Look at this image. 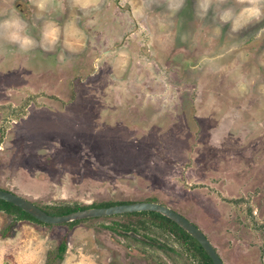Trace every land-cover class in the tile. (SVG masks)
Segmentation results:
<instances>
[{
    "label": "rangeland",
    "instance_id": "374dc122",
    "mask_svg": "<svg viewBox=\"0 0 264 264\" xmlns=\"http://www.w3.org/2000/svg\"><path fill=\"white\" fill-rule=\"evenodd\" d=\"M193 5L173 17L145 0H53L44 12L0 0L36 40L48 24L51 41L0 45V188L50 211L158 201L225 264H264V25L220 31ZM47 260L200 264L190 238L149 213L48 223L0 209V264Z\"/></svg>",
    "mask_w": 264,
    "mask_h": 264
},
{
    "label": "clouds",
    "instance_id": "9594fccd",
    "mask_svg": "<svg viewBox=\"0 0 264 264\" xmlns=\"http://www.w3.org/2000/svg\"><path fill=\"white\" fill-rule=\"evenodd\" d=\"M53 0H32L40 11L47 10ZM97 0H73L82 9L94 5ZM187 0H145L146 7H162L170 16H177L186 6ZM194 16L200 19L211 17L217 29L227 27L233 34H239L250 27L264 25V0H194ZM256 35H264V26L257 29ZM49 26L45 24L39 40L30 33L29 25L22 16L15 13H0V45H7L21 53H29L36 47L47 50Z\"/></svg>",
    "mask_w": 264,
    "mask_h": 264
},
{
    "label": "water",
    "instance_id": "95a60500",
    "mask_svg": "<svg viewBox=\"0 0 264 264\" xmlns=\"http://www.w3.org/2000/svg\"><path fill=\"white\" fill-rule=\"evenodd\" d=\"M0 198L14 203L15 205L30 213L35 218L48 223H61L78 218L109 215L122 212L155 210L174 220L191 236H193L200 243L214 264H225L210 239L198 225H196L179 211L173 209L167 204L158 201L137 200L132 202L115 203L106 206H90L62 214H51L46 212L32 200L8 189L0 188Z\"/></svg>",
    "mask_w": 264,
    "mask_h": 264
},
{
    "label": "trees",
    "instance_id": "16d2710c",
    "mask_svg": "<svg viewBox=\"0 0 264 264\" xmlns=\"http://www.w3.org/2000/svg\"><path fill=\"white\" fill-rule=\"evenodd\" d=\"M110 204H115V202L106 203V204L105 203H97V204L79 205V206L78 205L72 206L69 204H65V205L57 206L54 209V211H50L46 207H42V206H40V207L48 213L56 214V213H61V212L66 213V212H69L72 210L82 209V208H86V207H90V206H106V205H110ZM0 209L5 210L9 213H14L15 219L16 218H23V217L35 218L34 216H32L30 213L23 210L19 206L15 205L14 203H12L10 201L4 200L2 198H0ZM127 213H149V215L152 214V216H154L156 219H158L159 222L161 224H163L170 231L174 232L177 235L179 234L183 237L190 238V242H191L194 250L197 252V255L199 257L200 264H214L212 262L211 258L209 257V255L206 253V251L200 245V243L193 236H191L185 229H183L178 223H176L174 220L167 217L166 215H164L158 211H155V210L154 211L153 210H140V211L127 212ZM35 219H37V218H35ZM6 227H9V226L7 225L2 229V231H1L2 236H6V235L10 234V232H11V231L8 232L9 230L6 229ZM64 249H65V242L62 241L58 246V250L61 252ZM45 264H54V263L51 260H47L45 262Z\"/></svg>",
    "mask_w": 264,
    "mask_h": 264
}]
</instances>
